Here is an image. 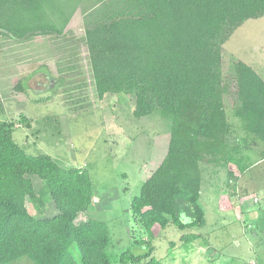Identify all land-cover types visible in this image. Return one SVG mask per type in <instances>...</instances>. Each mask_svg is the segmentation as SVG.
Returning a JSON list of instances; mask_svg holds the SVG:
<instances>
[{
  "label": "trees",
  "instance_id": "1",
  "mask_svg": "<svg viewBox=\"0 0 264 264\" xmlns=\"http://www.w3.org/2000/svg\"><path fill=\"white\" fill-rule=\"evenodd\" d=\"M44 6L43 0H0V34L17 39L62 35L70 16L54 20L48 15V25L41 22L44 17L33 24L17 17L37 15ZM82 12L98 98L131 95L134 116L159 109L172 120L166 155L132 198L133 215L150 241L170 225H204V164L234 160L238 139L244 142L242 131L264 141V79L238 59L228 79L223 71V45L245 21L264 16V0H92ZM226 95L234 102L231 114ZM13 134V123L0 120V264L22 256L34 264H78L74 245L81 264H111L107 221L80 219L92 211L95 199L89 169L64 166L50 154H30ZM31 175L44 181L39 191ZM28 198L41 214L53 201L56 213L32 214ZM233 205L230 196L221 197V208ZM200 237L192 232L182 239ZM153 250L134 254L128 249L119 259L163 264Z\"/></svg>",
  "mask_w": 264,
  "mask_h": 264
},
{
  "label": "rangeland",
  "instance_id": "2",
  "mask_svg": "<svg viewBox=\"0 0 264 264\" xmlns=\"http://www.w3.org/2000/svg\"><path fill=\"white\" fill-rule=\"evenodd\" d=\"M43 1L37 15L25 12L17 15L19 20L33 24L44 17L41 22L48 25L51 14L54 20L70 19L62 35L17 39L0 34V120L13 123L14 139L26 152L50 154L64 166L89 169L96 201L80 219L107 221L111 264H124L119 258L128 249L143 254L152 246V255L163 264H264V160L258 162L264 157V142L249 148L238 139L234 160L204 164V225H170L150 241L131 211V200L166 155L172 120L159 109L134 116L131 95L98 98L83 42L82 8L92 0ZM223 58L226 79L234 59L248 63L264 78V16L248 19L234 31L223 45ZM225 102L231 114L232 98L226 95ZM30 177L39 191L44 181ZM223 195L230 196L233 207L221 208ZM26 204L35 215L56 213L53 201H47L42 214L31 199ZM192 232L202 237L193 242L182 239ZM72 252L81 264L76 245ZM10 264L34 262L22 256Z\"/></svg>",
  "mask_w": 264,
  "mask_h": 264
},
{
  "label": "crops",
  "instance_id": "3",
  "mask_svg": "<svg viewBox=\"0 0 264 264\" xmlns=\"http://www.w3.org/2000/svg\"><path fill=\"white\" fill-rule=\"evenodd\" d=\"M254 68V67H253ZM255 69V68H254ZM256 70V69H255ZM257 71V70H256ZM257 73L259 74V72L257 71ZM260 75V74H259ZM261 76V75H260ZM262 77V76H261ZM263 78V77H262ZM264 79V78H263ZM238 122L241 124L240 119H238ZM240 138L244 139V143L248 144L249 148H252L253 146H258L261 145V139L254 135L253 133H246L245 131H242L240 133ZM260 141V142H258ZM264 142V141H263ZM264 160V157L259 160L258 162H262ZM238 168V166H237ZM96 198V197H95Z\"/></svg>",
  "mask_w": 264,
  "mask_h": 264
},
{
  "label": "built area",
  "instance_id": "4",
  "mask_svg": "<svg viewBox=\"0 0 264 264\" xmlns=\"http://www.w3.org/2000/svg\"><path fill=\"white\" fill-rule=\"evenodd\" d=\"M95 200V199H94ZM96 201V200H95ZM255 201H257V199L255 198Z\"/></svg>",
  "mask_w": 264,
  "mask_h": 264
},
{
  "label": "flooded vegetation",
  "instance_id": "5",
  "mask_svg": "<svg viewBox=\"0 0 264 264\" xmlns=\"http://www.w3.org/2000/svg\"><path fill=\"white\" fill-rule=\"evenodd\" d=\"M44 75H47L46 73H44Z\"/></svg>",
  "mask_w": 264,
  "mask_h": 264
}]
</instances>
